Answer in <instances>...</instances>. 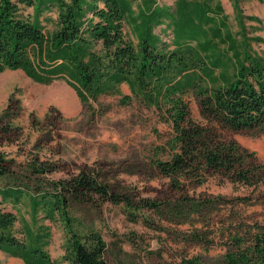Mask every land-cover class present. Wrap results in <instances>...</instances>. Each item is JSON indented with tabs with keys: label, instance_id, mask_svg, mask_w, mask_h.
I'll list each match as a JSON object with an SVG mask.
<instances>
[{
	"label": "rangeland",
	"instance_id": "obj_1",
	"mask_svg": "<svg viewBox=\"0 0 264 264\" xmlns=\"http://www.w3.org/2000/svg\"><path fill=\"white\" fill-rule=\"evenodd\" d=\"M126 1L122 29L134 44L135 31L148 16L161 49H174L173 33L190 45L210 43L207 54L217 58L219 66L212 70L213 81L203 79L201 87L223 84L222 77L234 74L245 53L264 59V0ZM97 5L103 8L101 1ZM23 14L32 17L33 9ZM56 17L55 7L40 13L45 33L54 29ZM86 18L98 21L91 12ZM125 95L131 97L127 103L122 102ZM183 98L194 125L212 129L215 140L233 147L245 166L264 167V132L223 129L206 113L194 88H188ZM172 135L157 111L132 97L125 83L117 94L84 100L62 78L42 84L22 70H1L0 151L12 160L15 176L0 186L8 183L24 193L18 203L1 205L17 216L14 234L28 246L24 225L33 234L40 228L47 231L41 250L51 264H69L63 259L62 219L56 212L48 217L42 207L34 213L30 196L55 191L56 183L89 171L113 192L128 197L134 207L140 206L134 212L124 204L68 201L72 228L81 235L100 233L107 244L108 264H184L193 257L203 264H220L229 239L242 224H264V181L254 187L233 185L226 175L203 168L204 182L192 178L173 188L154 166L155 161L170 159ZM187 197L199 203L200 212L188 215ZM143 201L159 209L148 208ZM179 205L182 212L177 215ZM0 264L26 262L0 250Z\"/></svg>",
	"mask_w": 264,
	"mask_h": 264
},
{
	"label": "trees",
	"instance_id": "obj_2",
	"mask_svg": "<svg viewBox=\"0 0 264 264\" xmlns=\"http://www.w3.org/2000/svg\"><path fill=\"white\" fill-rule=\"evenodd\" d=\"M99 1L103 8L98 7ZM51 7L56 9V22L54 29L45 33L39 15ZM27 8L33 9L32 17L23 14ZM89 12L98 21L87 19ZM126 13V0H0V71L19 69L42 84L62 78L84 100L117 94L119 86L127 84L131 96L145 107L154 108L173 131L168 141L170 159L154 162L173 188L182 180L192 182V178L198 184L204 182L203 168L226 175L233 185L254 187L262 183L264 167L245 166L233 147L215 140L212 129L194 125L183 94L188 88L196 89L206 113L223 129L264 132V59L245 53L234 74L222 77L223 84L201 87L203 79L213 81L212 70L219 66L218 59L207 54L210 43L190 45L173 33L174 49H161L158 38L151 33L148 16L135 31L134 44L122 29ZM194 36L197 39L199 32ZM130 99L125 95L122 102ZM14 176L12 160L0 151V182ZM23 194L8 183L0 186V250L22 257L26 264H51L40 248L47 242L48 232L40 228L33 234L24 225L28 247L13 232L16 214L1 206L5 202L18 203ZM188 199V215L200 212L199 203ZM30 201L34 213L42 207L48 217L59 214L66 229L63 259L69 264L108 262L107 244L100 233L81 235L72 228L66 212L68 201L124 204L134 212L140 208L89 171L56 183L55 191L30 196ZM143 202L148 208L159 209L155 203ZM180 207L175 214H181ZM229 242L220 264H264V224H242ZM184 264L203 263L193 257Z\"/></svg>",
	"mask_w": 264,
	"mask_h": 264
}]
</instances>
